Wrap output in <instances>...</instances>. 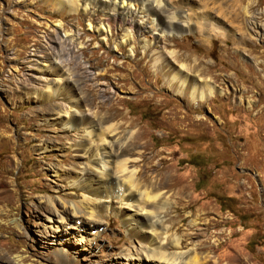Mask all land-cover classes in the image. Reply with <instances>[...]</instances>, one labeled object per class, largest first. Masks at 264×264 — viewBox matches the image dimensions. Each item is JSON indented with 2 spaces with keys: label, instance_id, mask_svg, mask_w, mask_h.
<instances>
[{
  "label": "rangeland",
  "instance_id": "obj_1",
  "mask_svg": "<svg viewBox=\"0 0 264 264\" xmlns=\"http://www.w3.org/2000/svg\"><path fill=\"white\" fill-rule=\"evenodd\" d=\"M166 3L182 10L191 28L167 30L148 51H173V61L200 70L217 89L208 99L177 96L143 50L139 40L150 36L135 32L132 22L146 20V0H132L135 14L117 18L113 6L68 12L54 0H0V254L8 264H127L120 253L132 241L111 212L94 227L93 240L89 226L58 237L49 227L46 197L73 192L66 174L50 168L78 159L55 148L72 133L45 123L58 99L46 101L38 91L52 76L27 83L29 64L50 47L76 72V97L87 92L92 109L124 130L141 131L140 152L132 156L144 176L167 165L175 174L176 183L162 188L171 204L164 220L170 234L181 236L182 249L194 245L204 264H264V0ZM127 35L134 47L122 43ZM45 145L50 149L42 151Z\"/></svg>",
  "mask_w": 264,
  "mask_h": 264
},
{
  "label": "bare ground",
  "instance_id": "obj_2",
  "mask_svg": "<svg viewBox=\"0 0 264 264\" xmlns=\"http://www.w3.org/2000/svg\"><path fill=\"white\" fill-rule=\"evenodd\" d=\"M131 1L54 0L68 12H75L79 8L86 10L89 7L113 6L115 13L110 14L114 15V18H117V15L133 16L135 8L132 11ZM145 16L143 24L132 22L135 32L150 36V40L143 35L139 40L145 52L152 43H157L167 30L180 32L189 31L191 28L190 21L182 19L184 17L182 10L168 5L166 0H146ZM142 28L144 31H141ZM97 30L104 32L103 27H98ZM124 42L134 47L131 36H125L122 39V43ZM53 49L48 48V52L39 59L34 58L29 64L27 83H38L47 75L52 76L50 79L53 81L38 91V97L46 101L58 99L57 102L50 103L51 114L46 117L45 123L56 121L55 123H59L62 129L72 133L73 138L68 139L65 146L60 144L55 148H59V151L68 148L78 158L71 166L62 165L61 169L53 168L55 166L50 168L53 175H60L61 172L66 174L69 187L73 190L68 192L71 195L69 197L61 194L56 197L48 195L44 201L48 204L46 210L50 214L49 222L53 223L49 227L53 228L54 235L61 236L60 232L65 229L89 226L93 230L90 238L93 240L99 233L94 227L104 224V221L107 222L106 217L111 212L122 217L132 240L131 246L120 253L127 264H204L199 262L194 245L182 249L181 236L177 233L170 234V227L164 220L165 210L170 202L166 200L167 196L162 188L164 185H170L168 181L172 185L176 183L175 174L167 171V165L159 167L153 174L146 172V177L144 176L145 171L137 165L139 157L132 156L133 153L140 152L141 131L136 133L133 130H124L105 112L92 109L87 92L79 91L81 94L76 97L72 91L73 87L75 89L78 87L74 78L76 72L71 71L65 65L61 54ZM148 52L154 67H159L164 83L177 96L194 102L215 95L216 87L208 78L201 76L200 70H193L185 63L173 61L172 58L176 57L173 51L164 53L161 49L155 48ZM87 72L83 71L85 76L89 74ZM217 93L222 95L224 91L219 90ZM148 147L149 144L146 142V148ZM48 149L50 147L47 146L41 148L42 151ZM155 156L156 154L152 158ZM163 160L165 159H160L158 165H162ZM184 190V186L176 190L179 195L177 203L182 200ZM52 218H55V221H52ZM195 223V219L191 220L190 225ZM79 239L83 241L82 236ZM61 253L64 254L62 251ZM5 256L0 254V264L12 263ZM134 258L136 262H133ZM203 258L206 259L207 254ZM15 259L18 263L24 260L19 255L15 256Z\"/></svg>",
  "mask_w": 264,
  "mask_h": 264
}]
</instances>
